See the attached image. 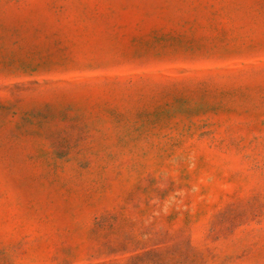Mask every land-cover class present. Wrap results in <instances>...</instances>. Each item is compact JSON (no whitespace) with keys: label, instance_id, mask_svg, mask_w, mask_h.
I'll use <instances>...</instances> for the list:
<instances>
[{"label":"rangeland","instance_id":"obj_1","mask_svg":"<svg viewBox=\"0 0 264 264\" xmlns=\"http://www.w3.org/2000/svg\"><path fill=\"white\" fill-rule=\"evenodd\" d=\"M0 264H264V0H0Z\"/></svg>","mask_w":264,"mask_h":264}]
</instances>
